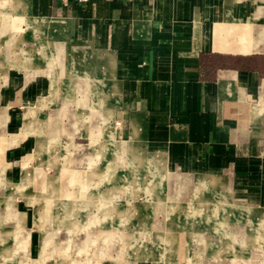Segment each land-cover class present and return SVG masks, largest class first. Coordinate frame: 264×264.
<instances>
[{
    "label": "crops",
    "instance_id": "1",
    "mask_svg": "<svg viewBox=\"0 0 264 264\" xmlns=\"http://www.w3.org/2000/svg\"><path fill=\"white\" fill-rule=\"evenodd\" d=\"M0 40V264H32L48 250L51 235L27 226L38 200L40 212L56 199L79 215L81 200L97 198L78 185L81 171L86 185L108 183L107 201L129 167L155 203L176 198L159 191L171 177L232 191L246 201L244 215L264 201V0H0ZM11 119L23 122L21 132H5ZM118 119L119 149L99 143L85 160L76 154L111 137L108 123ZM97 160L103 173L91 169ZM43 162L60 178L67 163L68 192L51 190ZM110 205L104 217L115 214ZM164 232L173 233L182 264L187 240ZM11 236L15 245L5 243Z\"/></svg>",
    "mask_w": 264,
    "mask_h": 264
},
{
    "label": "rangeland",
    "instance_id": "2",
    "mask_svg": "<svg viewBox=\"0 0 264 264\" xmlns=\"http://www.w3.org/2000/svg\"><path fill=\"white\" fill-rule=\"evenodd\" d=\"M46 23L49 22L46 21ZM19 28L22 31V37H26L25 26L19 23L17 30ZM30 39L29 45L38 44L36 40ZM2 43L0 40V47ZM109 67L111 70L112 66ZM112 74L108 78H112ZM262 95L264 96V93ZM42 110L46 111V107ZM96 122L98 121L96 120ZM108 124L110 127L107 130L108 133L111 132V137L107 139V136L102 134L91 147L81 144L80 150L76 154H79L82 160H85L84 155L96 152L95 148L99 147V143H103L102 150L106 149L108 152L111 149L120 148L119 145L124 140L117 133L121 121L119 119L111 120ZM23 126L21 120L11 119L5 126V132H21ZM77 140L80 143L88 141L83 137L77 138ZM10 143H14V141ZM65 152V149L59 151L58 159L60 161H64L63 154ZM45 153L44 149L37 155L44 156ZM58 163L55 160L54 164L58 165ZM54 164L49 166L43 162L39 174L48 176L50 182L52 180L54 185L51 186V190L53 192L60 190V193H64L61 191L62 188L68 192L65 188L69 184L68 178L70 176L73 178V175L69 174L67 163H65L62 169L63 178H60L57 175L59 170ZM82 165L83 163H81V168H84ZM91 169L99 173L105 171L102 166L99 167V160L91 164ZM136 171L132 167L122 170L124 176L113 181L116 187L111 190L113 193L110 194L111 201L103 198L108 183L98 180L100 182H90L86 185V175L81 171V176L78 178L84 186L79 183L78 185L81 186V190L89 189L90 192H95L97 198L90 203L87 200H81L79 215L75 211L67 212L66 207L72 206L71 203L67 204L69 201L56 199L49 200L50 203L45 205L47 209L40 212L38 206L41 200H38L36 209L31 207L28 210L31 220L29 217L27 226L33 230L32 232L38 231L41 235L46 233V235H51V238L45 244L48 250H45L42 256L40 253L32 255L34 260L32 264H60L62 261L66 262L65 264H143V260L148 261L149 264H180L178 255L173 256L176 255L173 233L164 232L167 229L176 233L177 240H187L189 253L183 254L182 264H216V260L217 264H264V201L257 202V208L252 214L248 212L244 215L245 208L240 203L246 201L235 199L232 191L230 197L229 193L216 189L214 185L208 184L204 180L198 181L194 177L195 179L193 178L191 183L185 184L181 179L171 177L159 187V191L164 196L175 194L176 198L172 200V203L166 198L155 203L147 195L145 183H141ZM206 178L209 177L206 176ZM102 179L106 180L107 176H103ZM36 180L39 181V178ZM29 181L30 179L26 182ZM23 184H18L21 187L20 190H24L26 187L25 183ZM62 185L63 187L60 188ZM73 185L77 186V182ZM3 192L4 189L0 183V194ZM129 193H135L134 198H131ZM190 195H192L191 200L188 198ZM104 203H111L112 209L120 211L117 213L115 211L112 216L104 217ZM170 203L174 205V209H170L172 214H168L167 211ZM221 206L223 207L221 208L222 212L220 211ZM163 211L167 215H164ZM105 218H107L106 221ZM160 227L161 230H158ZM187 232L190 234L188 233V237H184ZM90 233H97L99 236L91 239L92 237L89 238ZM15 239L17 237L11 236L5 243L15 245L13 244ZM141 239L142 242H140ZM105 244H109V246L106 247ZM216 245L219 247L217 252H215ZM183 250L185 252V249ZM2 251L3 248L0 247V255ZM137 251L144 255L136 256ZM150 251H152V257H148L147 252ZM15 255L16 253L13 252V257L9 259V262ZM70 260L72 263L69 262Z\"/></svg>",
    "mask_w": 264,
    "mask_h": 264
},
{
    "label": "bare ground",
    "instance_id": "3",
    "mask_svg": "<svg viewBox=\"0 0 264 264\" xmlns=\"http://www.w3.org/2000/svg\"><path fill=\"white\" fill-rule=\"evenodd\" d=\"M28 177V176H27ZM28 180V179H27ZM26 179H25V182L27 181Z\"/></svg>",
    "mask_w": 264,
    "mask_h": 264
}]
</instances>
